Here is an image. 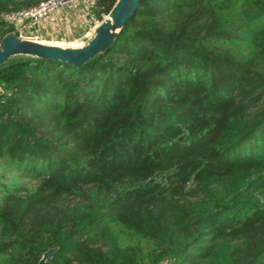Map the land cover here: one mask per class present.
<instances>
[{
    "label": "trees",
    "instance_id": "1",
    "mask_svg": "<svg viewBox=\"0 0 264 264\" xmlns=\"http://www.w3.org/2000/svg\"><path fill=\"white\" fill-rule=\"evenodd\" d=\"M41 1L0 0V37ZM52 249L46 264H264V0H141L80 69L0 67V264Z\"/></svg>",
    "mask_w": 264,
    "mask_h": 264
},
{
    "label": "water",
    "instance_id": "2",
    "mask_svg": "<svg viewBox=\"0 0 264 264\" xmlns=\"http://www.w3.org/2000/svg\"><path fill=\"white\" fill-rule=\"evenodd\" d=\"M141 0H119L110 19L96 32L93 39L84 47L68 48L22 40L17 36H7L0 49V67L15 57H32L58 61L80 69L98 55L109 52L118 35L129 19L136 13ZM55 249L46 252L39 264L51 261Z\"/></svg>",
    "mask_w": 264,
    "mask_h": 264
},
{
    "label": "built area",
    "instance_id": "3",
    "mask_svg": "<svg viewBox=\"0 0 264 264\" xmlns=\"http://www.w3.org/2000/svg\"><path fill=\"white\" fill-rule=\"evenodd\" d=\"M98 2L99 0H43L38 5L27 10L4 13L1 18L5 23L13 26L14 29L10 35L38 43L43 38V28L51 22L55 24L53 29L55 34L56 32L68 34L80 25L89 26L93 33L96 34L99 28L110 19V16L104 17L103 20L95 17L93 12ZM66 8L75 9L76 20L67 23L64 28H56L55 17ZM6 37H0V49Z\"/></svg>",
    "mask_w": 264,
    "mask_h": 264
},
{
    "label": "crops",
    "instance_id": "4",
    "mask_svg": "<svg viewBox=\"0 0 264 264\" xmlns=\"http://www.w3.org/2000/svg\"><path fill=\"white\" fill-rule=\"evenodd\" d=\"M56 28H64L65 25L69 22H74L76 20V11L72 8H66L61 11L56 17ZM54 21V20H53ZM54 22L49 23L42 30L43 38L46 42L56 40V44H60L64 41L65 44H68L67 47H75L72 45L74 42H84L83 40H88L90 36H93V31L87 25H80L75 27L72 31L67 33H58L53 32ZM46 44V43H45ZM48 45V44H47ZM57 46V45H56ZM83 46L85 44L83 43Z\"/></svg>",
    "mask_w": 264,
    "mask_h": 264
},
{
    "label": "rangeland",
    "instance_id": "5",
    "mask_svg": "<svg viewBox=\"0 0 264 264\" xmlns=\"http://www.w3.org/2000/svg\"><path fill=\"white\" fill-rule=\"evenodd\" d=\"M95 36V33H93V36H90V38L88 40H83L84 42H74L72 43L73 46L75 47H68V48H81V47H84L83 46V43L85 44V46L93 39V37ZM40 42L39 43H46L48 45H52V46H58V47H67L69 46L68 44H65L64 41L60 44H56V40H53V41H49V42H46V40H39Z\"/></svg>",
    "mask_w": 264,
    "mask_h": 264
},
{
    "label": "bare ground",
    "instance_id": "6",
    "mask_svg": "<svg viewBox=\"0 0 264 264\" xmlns=\"http://www.w3.org/2000/svg\"><path fill=\"white\" fill-rule=\"evenodd\" d=\"M43 44H45V43H43ZM47 45V44H46Z\"/></svg>",
    "mask_w": 264,
    "mask_h": 264
}]
</instances>
